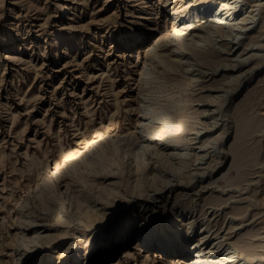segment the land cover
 <instances>
[{"label": "rangeland", "instance_id": "rangeland-1", "mask_svg": "<svg viewBox=\"0 0 264 264\" xmlns=\"http://www.w3.org/2000/svg\"><path fill=\"white\" fill-rule=\"evenodd\" d=\"M180 1L176 0L169 7L159 0H0V264H169L168 259L175 257L182 260L179 264H189L192 255L182 256L175 250L163 254L159 249L165 238L163 234H173L175 227L191 241L197 239L195 232L200 229L196 227L191 231L188 224L180 220L168 227L175 195L183 191L187 193L183 199L194 197L197 200L224 188V198L234 196L221 206L229 222L236 226L232 229V240L237 239L238 234H245L238 239L246 240L248 232L257 231L260 237L252 240L263 245L259 249L262 257L257 256L247 263L243 253L229 241L218 243L215 253L228 255L231 261L240 264H264V48L253 45L254 49L250 50L251 44L243 57L236 56L249 41L239 29L229 30L249 7L247 1L238 2L234 12L224 18V37L228 35L232 38L228 40L237 45V53L228 57L233 59L231 65L239 64V71L233 75L239 74L240 84L233 93L231 88L236 83L222 81L210 93L220 97L222 102L211 101L206 106L208 101L203 100L194 105L196 102L192 99L201 94L199 85H190L185 75L172 70L168 57H160V53H164L161 50L158 51L160 56L147 54L148 47L161 34H148L138 25L144 20L168 33L174 16L170 12L174 8L176 12L181 10ZM147 13L150 19L141 17ZM254 13L251 30L257 34L263 14L259 10ZM165 23L170 27L162 28ZM129 28L138 29V35L145 36L146 42L135 44L127 31ZM263 38L260 41L264 44ZM217 45L214 47L218 48ZM201 69L210 72L206 66ZM249 70L254 71L249 73ZM222 75L213 79L220 80ZM213 79L207 83L216 82ZM121 90L124 93L121 94ZM206 94L208 92H202L203 96ZM137 96L141 99V113L132 109L127 117L125 109L132 103L133 108L139 106L138 100H134ZM238 104L242 105L238 107ZM201 109L208 110L206 116L199 117L197 111ZM164 111L167 115L162 118ZM181 115L187 117L183 124L188 132H183L184 136L198 130L205 134L202 140L209 138L211 143L203 148L202 141L193 134L196 137L190 146L186 141L177 146L186 152L183 160L188 162V168L184 171L178 170L177 160L156 156L147 167H142L139 150L154 136L155 122H173ZM114 122L122 129L121 136L108 138L99 155H91L88 162L78 163L74 170L66 169L58 178V191L67 215H76L79 207L85 221L87 214L104 205L102 201L106 203V197L112 200L116 188L122 197L131 200L133 195L141 193L138 191L140 181L147 187L155 173L160 176L159 183L163 180L162 186L167 185L165 189L183 180L180 188L184 190L165 192L168 197L158 200L153 210L142 209L139 203L124 208L121 207L124 200L113 198L116 216L94 242L90 256H81L84 261L78 262L73 251L60 254L67 249V242L77 240L76 236L86 229L83 221H75L72 239L65 240L66 243L31 242L36 233H47L50 229L48 188L44 180L47 169L78 140ZM224 129V138L214 140ZM237 131L242 132L237 135ZM231 146L236 149V160L241 164L243 176L236 178L240 182L236 179L226 182L222 177L224 174L236 176L235 169L230 167ZM193 147L202 155L198 160L201 164L193 159ZM213 157L217 158L218 166L211 175L205 174L200 179L196 173ZM152 165L155 169L151 172ZM209 182L214 184L207 187ZM225 184L230 185L224 187ZM147 189L155 194L153 187ZM143 196L145 194L140 196V202ZM56 199L57 194L53 196V200ZM233 205L247 207L246 214L232 217L229 211ZM126 218L132 221L130 227L123 222Z\"/></svg>", "mask_w": 264, "mask_h": 264}, {"label": "bare ground", "instance_id": "bare-ground-1", "mask_svg": "<svg viewBox=\"0 0 264 264\" xmlns=\"http://www.w3.org/2000/svg\"><path fill=\"white\" fill-rule=\"evenodd\" d=\"M159 1H161V2H159L160 4H162L164 2V6H169V7H171V5L174 2H176V0H159ZM242 1H247L249 3V7L247 10H245L244 13L241 14V16L239 18H237L231 24L232 26H231V28H229V30L232 31L234 29H239L240 32L242 31L245 35H247V38L249 39V41H248V43H246L244 50H242L241 53H240V51H239V53H237L238 48H236L237 45H234L235 42L229 41L228 35L226 37H224V29H225V25H226L224 18L227 14H232L234 12V10L239 6V5H237L238 2H242ZM263 3L264 2L260 3L259 0H184V2H183V0H181L180 6L178 5V8L179 9L181 8V10L176 12L175 8H174V11L170 12L171 16L172 15H174V16H172V19L170 21L171 22V29L168 33L167 32L163 33L164 31L162 29L160 30L158 28V26H152L151 24H148L147 21H144V20L138 24L139 26H141V28H143V30H145V31L147 30L146 32H149L148 34H154L153 32H157V33L161 34V37H159V39L155 40V42H153V44L148 47V49L146 50V53L147 54L154 53L155 55L157 54L159 56L161 54L160 57H162L163 59H165V58L167 59V57H168V59H169L168 61L170 63L169 65L171 66L170 68L172 70H175V72H178L180 75H185L187 78V81L190 85H199V89L201 90V94H199L198 97L192 99V101L196 102L194 105H199L200 102L203 100L208 101L206 106H209L210 104L208 105V103H210L211 101H214V102L218 101L220 103V102H222L220 97H218V96L215 97V96H212L210 94L212 91H215L218 88V83H221L222 81H226V83L235 82L236 86L231 88V92H233V93L237 89L238 84H240L239 74L233 75L239 71L240 67H237L239 64L231 65L230 63L233 59L229 58L228 55L233 54V53H237L236 56L238 58H241V57H243L244 51L247 50L248 45H251V44H252V47L250 50L254 49L253 45H257L259 47L264 48V44L261 43V41H262L261 39H262V37H264V4ZM63 7L66 10L69 9L68 6H63ZM258 10H259L260 14H263V16H262L263 20L259 26V29L257 30V34H253L252 30H251V26H252L251 24L253 23V21L255 19L254 17L256 16V14L254 12L258 11ZM167 11H168V9H167ZM146 15L147 16H141V17H143L146 20L150 19V17H151L150 14L147 13ZM165 27L169 28L170 26L165 23L162 26V28H165ZM127 31L129 33H131V36L133 37L134 42H136L135 44L146 42V39L144 38L145 36L141 37V35H138V34H140L138 29L129 28ZM229 38H231V37H229ZM236 44H238V43H236ZM214 45H217L218 48H215ZM255 48H256V46H255ZM159 50H161L164 53L158 54ZM253 56L254 55H251V57H253ZM236 60H238V59H236ZM244 60H242V61H244ZM246 61H247V59H246ZM242 64H243V62H241V65ZM202 66L203 67L206 66L207 70H210V72L203 71V69L200 70V68ZM253 71L254 70H252L251 72H253ZM251 72L249 70V73H251ZM220 74H223L220 80L219 79L218 80L213 79L216 75H220ZM211 79H213L212 81H216V82L207 83V81H210ZM139 86L141 87V85H139ZM219 88H221V87H219ZM203 91L208 92V94L203 96L202 95ZM122 93H124V90L121 92V94ZM140 93L142 94V92H140ZM209 99H211V100H209ZM134 100L135 101L138 100L139 106L138 107L134 106L135 108H133V106H132L133 103H132L129 109H125L124 112H126L125 114L127 117H128V115L131 114L132 109L133 110L137 109L138 111H134V112L141 113L140 96L135 97ZM117 101L118 100H116V103H117ZM243 104H245V103H243ZM114 105H116V104H114ZM240 105H242V104H238V107H240ZM220 106H221V104H220ZM163 110H165V109H162V111ZM118 111L119 110L117 109L116 112H118ZM207 111L208 110H206V109H201V110L197 111V113H198L199 117H201V116L204 117L207 115V113H208ZM116 112H114V113H116ZM132 114L134 115V113H132ZM142 114L144 115L146 113H142ZM166 115H167V113L164 111V113H162L160 116L163 118ZM219 115H221V113H219ZM157 122H155L156 126H157L156 127L157 130L155 131V133L153 132L154 136L151 138V140L149 142L142 144L140 147L139 157H140V159L142 157V162H143L142 167H147L150 163L149 161L152 160L154 158V156H156V157H160V158L161 157L166 158V160L167 159L177 160L178 162H177L176 166H178V170L181 171L185 168H188V162L186 160H183V155H186V152H184V149L177 148L178 145H180L181 143L186 141V144L190 146V144L193 142V140L195 139L196 136H197L196 138L200 139L199 142L202 141L201 145H200L201 147L205 146L209 142L211 143V141H209V138H205L202 140V138L205 134H200L199 132H201V131L198 132V130L195 132H194V130H192L193 133L190 136H188V135L184 136L183 135V132L187 131L186 126H184L185 124H183V123L187 122V117H185V116H182V115L178 116V119L176 121H173V122H168V121H163V120H161V121L159 120V122L158 123ZM191 127L193 129H196L193 124H191ZM225 129H224V131L221 132L219 137L214 138V140L222 139L224 133H226ZM121 130L122 129L115 122H114V124L107 125V126H104L102 128L97 129L95 132H93L94 134L92 133L93 135L88 136V137H83L80 141L78 140V142L75 143V146L73 148H71L67 152H64L58 159H56L53 162L51 168L47 169L46 173L44 174L45 175L44 180L46 181L45 186H47V188H48L46 191V194L48 196V203H49L48 211H49V213H51V220L49 223L50 229H49V232L46 231L47 233H44L41 231L36 233V235L34 237L32 236V240L29 239L31 242L32 241H34L36 243L45 242V244L47 245L50 242H57L58 244H60L63 241L65 242V240H67V239L70 240V239H72V231L74 230L73 226L75 224V221L76 220H77L76 222L83 221L86 229L83 230L82 232H80L78 234V236H76V239L77 238L78 239L73 240L71 244H68V242L67 243L65 242L67 245V249L61 251V253H60V254H62V253H65V251L66 252H72L73 251L75 253L76 259H78V262H79L81 259H83V257H89L90 256L91 250H93L92 248L94 246V242L96 241V239H98V237H100L102 235V233L107 228V225L116 216L117 207H115L113 202H112L113 198H115V199L118 198L119 200H121V199L124 200V202H122V206H121L124 208L127 207L129 204H130V206L131 205L133 206V205H136V203H137V205L139 203V205L141 207H143L142 209L150 208L151 210H153L154 208L157 207L156 205H157L158 200L161 201L163 197L167 196V195H164L165 192H169V194H171L173 192L178 191L179 189L184 190L183 188H180V187H182V185H184L183 183L181 184V182L183 181L181 179H180L181 181H179V183H176L175 186L173 185L170 188L165 189L167 185L165 186V184H164V186H162L161 182H163V180L160 181V183H161L160 184L159 180H158L159 175L156 176V173H155L151 177L152 178V180H151L152 182L150 181L151 184L148 182V186H150V187H148V186L146 187L145 185L141 184L142 181H140V183H139L140 188L138 189V191L141 193L136 192L137 195H135V196L130 195V196H132L131 200H127L124 197H122V194L120 193L119 188H116L115 194L113 195L112 200H111V198L106 197V203H105V201H102V202H104V203H102L104 205L101 208L95 210L92 214H90V215L87 214L85 221L83 220V212L81 211V209L79 207H77L76 211H78V212L76 213V215L75 214H73L72 216L67 215L64 211V208H65L64 200L60 196L59 191H58V186H57L58 185L57 184L58 178L61 176V174L66 169H73L74 170V169H76L78 163L88 162L89 161L88 158H90L91 155L98 154L100 151H102L104 149V145H106V143L108 142L107 141L108 138H111V140L112 139H118V137L121 136L120 135ZM238 131L236 134L237 135L241 134L242 131L240 133ZM187 132H186V134H187ZM193 134H195L196 136L194 137ZM98 138L99 139L102 138L103 140L97 144H94L96 142V139H98ZM115 141H117V140H115ZM219 142H221V141H219ZM137 145H139V144H137ZM203 148H205V147H203ZM193 151H194L193 157H195L193 159L197 160V161L194 160L193 162L195 163V161H196V162H198L197 164H201V161H198V160L202 159V155L197 153L196 151H198V150L195 151L194 147H193ZM230 151L233 152V161H232L230 167H233L235 169L236 176L227 177L226 174L222 175V177L226 179V182H231L234 179H236V178L239 179V177L243 176L240 172V170H241L240 165L241 164H239L238 161L236 160V153H237L236 149H234L233 146H231V149H229V153H231ZM166 160H164V161H166ZM205 163L207 165L203 170L200 169L201 171H199L197 173L195 172L197 174V176L199 175L200 179H202L205 174L211 175L213 169H215L218 166V160L216 157H213L210 161L205 162ZM174 164H176V163H174ZM153 165L149 169V170H151V172L155 169V167ZM165 165H166V162H165ZM253 166H254V164H253ZM199 168H201V167H199ZM73 170H71V171H73ZM176 170H175V172H176ZM73 172L75 173V171H73ZM193 173H194V171H193ZM181 174H182V172H181ZM185 175H186V173H185ZM185 175H183V176H185ZM183 176H181V178ZM139 179H140V177H139ZM157 180H158V182H157ZM237 181L240 182V180H237ZM207 184L206 185L208 187L209 185L214 184V182H209ZM235 184L239 185V183H235ZM136 185H137V183H136ZM229 185L225 184L224 187L229 186ZM217 186H219V185H217ZM52 187H53V191H52ZM54 187H55V189H54ZM151 187L154 188L155 194H153V195L151 193H149V190L147 189V188H151ZM131 188H133V187H131ZM201 189H203V188H201ZM224 189H222V190L216 189L215 191L214 190L211 191L206 196H204V195L200 196L197 199V200H199V202L196 200V198L194 199V197L189 198V199H183L182 197L184 195H187V193H183V191L176 193L175 200L173 201L174 202L173 207L171 208V213L173 214V216L169 220V226L168 227L175 226L174 224L180 220V221L186 222L188 224V226H187L188 229H191V231H193L196 227H199L200 229L198 231L196 230V232H195L197 239L192 240V241H191L190 237L182 235L181 231L176 227H175L173 234H163V236L165 238H163L161 248H159L161 253L168 254V253H170V251L175 250L176 252H180L182 256L192 255V260L189 262V264H240V262H238V261H231L230 256H228V255L219 256L220 253H215V246H218V243H223V242L229 241V242L233 243L234 248H236L238 251L243 253V255L245 257L244 259L247 263L252 262V260H254L257 256L262 257V253L259 252L260 251L259 249L262 248L263 245L260 243H255L252 240L253 238L256 239V237L259 235V233L257 231L248 232L246 240L238 239L245 234H238L237 239L232 240V238H231L232 229L234 228V230H235L236 226L233 225V223L229 222L230 220L226 218L227 217L226 212L224 213L225 208H222L221 206L223 204L227 203L228 200H231V198H233L234 196L230 195V196H227L226 198H224L223 197ZM131 191L133 192V189ZM56 194H57V199H56L57 201L53 200V196ZM130 194H131V192H130ZM144 194H145V196H143L142 201L140 202L139 198H140V196H142ZM126 197H128V196H126ZM58 201H59V203H58ZM193 202H194V205L192 204ZM195 203H197V204H195ZM257 203H258V200H257ZM226 207H227V205H226ZM246 208L245 207L242 208L240 206L233 205L230 207L229 213L232 214L231 215L232 217H234V216L243 217L247 212ZM238 219L240 221V218H238ZM123 222L126 223L127 227H130L132 225V221L129 218H126L125 220H123ZM241 228H243V227H241ZM259 237H260V235H259ZM19 240L21 241V238H19ZM145 240H147V243H150V241H151L147 237ZM31 247H32V245H31ZM54 250H56V249H54ZM82 255H83V257H81ZM259 257H258V259H259ZM84 260H85V258L82 261H84ZM179 262H182V260L178 257L168 259L169 264H179Z\"/></svg>", "mask_w": 264, "mask_h": 264}, {"label": "water", "instance_id": "water-1", "mask_svg": "<svg viewBox=\"0 0 264 264\" xmlns=\"http://www.w3.org/2000/svg\"><path fill=\"white\" fill-rule=\"evenodd\" d=\"M52 166V165H51ZM51 168V167H50Z\"/></svg>", "mask_w": 264, "mask_h": 264}]
</instances>
